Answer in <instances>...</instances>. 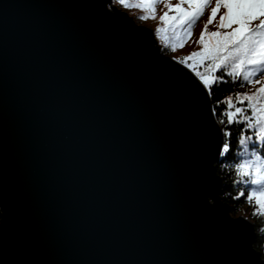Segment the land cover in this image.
<instances>
[{
    "label": "water",
    "instance_id": "water-1",
    "mask_svg": "<svg viewBox=\"0 0 264 264\" xmlns=\"http://www.w3.org/2000/svg\"><path fill=\"white\" fill-rule=\"evenodd\" d=\"M177 61L113 0H0V264H264Z\"/></svg>",
    "mask_w": 264,
    "mask_h": 264
},
{
    "label": "snow or ice",
    "instance_id": "snow-or-ice-1",
    "mask_svg": "<svg viewBox=\"0 0 264 264\" xmlns=\"http://www.w3.org/2000/svg\"><path fill=\"white\" fill-rule=\"evenodd\" d=\"M117 2L126 8L132 6L127 0ZM158 3H164V7L168 9L160 16V21L174 33L179 31L181 34L178 42L180 47L193 36L197 22L210 9L198 40L193 41L201 50L193 51L177 63L195 74L209 96L212 94L213 84L227 83L222 79L224 75L231 77L233 82L239 80L241 87L254 88L251 94L236 93L234 98L229 96L221 101L227 105L223 115L228 124L245 125L241 132L253 131L255 143L264 145V0H177L175 5L171 0H147V6L153 12L154 5ZM169 12L175 15L169 16ZM218 14L217 30L209 31V25L216 21ZM147 18L141 17L142 20ZM156 31L159 33L161 29ZM172 51H176L175 45ZM201 66L205 71L199 70ZM217 69L221 70L220 76L214 75ZM237 104L242 106L237 107ZM220 122L225 123L224 120ZM224 135L229 136L231 133L225 132ZM252 141V136L241 134L239 137L238 143L244 151L241 153L243 159L235 165L238 177L236 183L250 186L246 200L255 208L253 215H264V153L256 150L255 143L253 150L249 151L248 144ZM228 152L229 144L225 141L221 155ZM244 195L242 190L236 199L239 200Z\"/></svg>",
    "mask_w": 264,
    "mask_h": 264
},
{
    "label": "trees",
    "instance_id": "trees-1",
    "mask_svg": "<svg viewBox=\"0 0 264 264\" xmlns=\"http://www.w3.org/2000/svg\"><path fill=\"white\" fill-rule=\"evenodd\" d=\"M113 2L117 7H119L122 10H125L127 13L132 15L135 19V22L142 23L143 21L153 26L155 36L158 39V43L160 46V51L163 55L174 56L176 59L179 60L185 56L190 55L193 51H200V49L187 50L185 47L189 43H192L197 37H199L200 32L203 30L204 23L207 20V16L210 13V9H208L207 15L201 20L199 26L194 27L193 36L187 39L183 47H180L178 42L180 41L181 34L179 33V31L174 33L170 27L166 26L164 23L160 21L159 19L160 17L155 16V18L153 19L152 18L153 15L151 13H145L147 11H145L143 6L144 4H147V2H142V0H127V2L130 5H132L131 7H127V8L120 5L117 2V0H113ZM171 3L176 4L177 0H171ZM137 5H141V6L138 7ZM154 9H155L154 12H158L157 14L160 15H163L164 12L167 11V8L164 7V3H158L154 5ZM151 11L153 12V10ZM222 12L223 9H221L220 14H222ZM172 15H175V13L169 12V16ZM142 16L148 18L142 20L141 19ZM218 19H219V14L217 15L216 21H214L212 25H209V31L217 30L216 24ZM157 29H161V31L157 33L156 31ZM173 45L176 46V51H172ZM189 63H191V61H189ZM199 70L201 72L205 71V69L202 66L199 68ZM214 75L220 76L221 70L219 69L215 70ZM222 79L224 81H227V83L213 84L212 94L210 96L216 118L220 123V125L222 126L224 133L225 132L231 133V135L229 136L224 135L225 141L229 144V152L226 155H223L220 162L216 163V173L222 178L224 184L222 189L223 191L222 200L228 203L232 207L231 214L233 216L243 214L253 222L256 231V239L254 242V247L256 250L261 252L262 257L264 258V215L260 213L253 215L255 208L253 207V205H250L246 200V196L248 194V187L250 186H245L243 184L236 183L238 177L235 171L236 163L239 160L243 159L241 153H243L244 149L238 143L240 135L243 134L246 136L253 137V141L249 142L248 144L249 151L253 150V145L255 143V136L253 131L251 130L242 133L241 130L245 128V125L243 124H237V123L228 124L226 117L223 115V112L227 110V105L221 103V101H224L229 96H232L234 98L236 93L247 92L251 94V92L254 91L255 89L252 88L251 86L241 87L239 80L233 82L232 78L226 75H224ZM256 87H259V85H257ZM236 106L241 107L242 105L237 104ZM221 120H224L225 123L222 124L220 122ZM255 148L259 152L264 153V145L255 143ZM242 190L245 192V195L240 197L239 200H237L236 197L239 195L240 191ZM0 218H1V212H0Z\"/></svg>",
    "mask_w": 264,
    "mask_h": 264
},
{
    "label": "rangeland",
    "instance_id": "rangeland-1",
    "mask_svg": "<svg viewBox=\"0 0 264 264\" xmlns=\"http://www.w3.org/2000/svg\"><path fill=\"white\" fill-rule=\"evenodd\" d=\"M142 2H147V0H142ZM173 5H175V3H172ZM113 5L114 6H116L115 5V3L113 2ZM117 7V6H116ZM119 8V7H118ZM143 8L145 9V11H147V12H145V13H151L152 15H154V16H157V17H160V16H162V15H160V14H157L158 12H152L151 10V8H149L148 6H147V4H144V6H143ZM120 9V8H119ZM122 10V9H121ZM125 11V10H124ZM167 11H168V9H167ZM207 11H208V9L205 11V15L197 22V24H196V26L198 27L199 26V23L201 22V20L207 15ZM161 13V12H160ZM129 14V13H128ZM130 15V14H129ZM133 19H134V17L132 16V15H130ZM134 21H135V19H134ZM137 23V22H136ZM137 24H142V25H146V26H148V27H150V28H153V26L152 25H150V24H148V23H146V22H143L142 21V23H137ZM153 31H154V29H153ZM154 35H155V33H154ZM197 36H198V34H197ZM155 38H156V36H155ZM198 38L199 37H197L195 40H198ZM156 40H157V42H158V39L156 38ZM158 45H159V43H158ZM187 50H193V49H200L201 50V48H200V46H198V45H196L195 43H189L186 47H185ZM172 57H174V56H172ZM240 215H243V214H240ZM236 216H239V215H236ZM236 216H234V217H236ZM243 216H245V215H243ZM247 217V216H246Z\"/></svg>",
    "mask_w": 264,
    "mask_h": 264
}]
</instances>
